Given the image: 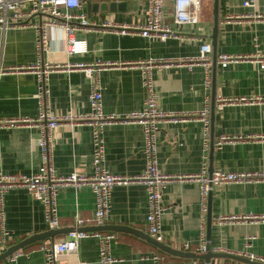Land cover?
<instances>
[{
  "label": "crops",
  "instance_id": "obj_1",
  "mask_svg": "<svg viewBox=\"0 0 264 264\" xmlns=\"http://www.w3.org/2000/svg\"><path fill=\"white\" fill-rule=\"evenodd\" d=\"M85 3H125L124 11L90 14V22L111 18L116 24H130L143 19L142 0H82ZM165 23L175 33L165 41L142 38L136 33L117 35L101 31H78L87 52L81 56L65 54V37L57 29L46 28L47 48L42 54L50 64L89 63L101 60L117 64L98 74L101 109L104 115L122 116L141 108L145 93L140 84V72L129 66L148 59L177 60L197 56L198 46L210 42L211 0H202L198 22L193 26L176 27L166 8ZM217 55L245 58L224 68L216 65L214 94L216 108L213 118V143L220 137L238 138L264 136V69L254 58L264 55V0H254L251 7H243L242 0H218ZM34 61V32L28 27L0 30V67L19 68ZM127 64V66H123ZM203 68L194 64L167 66L151 71L153 89L160 112L172 114L177 120L159 125L156 135V166L164 175L187 176L196 174L208 159V138L203 144L202 122L199 112L206 103L208 91L202 86ZM49 109L54 114L84 116L89 112L87 96L89 81L80 71L50 74L48 79ZM35 81L28 72L11 71L0 77V119L6 121L33 120L36 106L33 99ZM208 97V100H207ZM239 98L258 102L229 103L222 100ZM221 102V104H219ZM38 130L33 125L15 124L0 129V172L3 174L36 173L40 166L35 142ZM105 149L104 167L108 173L122 177L137 176L144 167L141 153L142 133L138 124L115 122L103 128ZM52 168L54 175L76 173L89 176L91 140L90 129L84 123L60 124L52 131ZM213 147L212 172H253L264 169V141L241 140ZM160 216L162 244L173 250L194 253L200 231L198 188L195 183H170L161 192ZM93 196L88 188L59 189L56 196L58 230L52 239H44L19 249L22 256L0 264H41L38 251L43 242H59L75 218L83 221L81 228H92ZM5 228L11 232L6 249L29 236L47 232L41 205L23 189H13L3 197ZM211 218L246 213H264V183L223 184L212 190L209 205ZM146 198L143 187L137 184L114 186L110 194V213L103 226H120L141 232L148 237L145 225ZM205 218V216H204ZM111 232L115 239L110 244L114 264H149L141 256L152 253L163 255V264H203L201 260L171 256L157 250L145 238L131 233ZM246 237H252L245 241ZM188 243L183 250L181 245ZM209 245L212 252L232 254L241 258H213L209 264H248L237 254L245 252L264 258V229L258 224L215 225L211 223ZM60 264H97V242L81 239L76 251L61 255ZM257 263V262H256ZM260 264V263H259Z\"/></svg>",
  "mask_w": 264,
  "mask_h": 264
},
{
  "label": "built area",
  "instance_id": "obj_2",
  "mask_svg": "<svg viewBox=\"0 0 264 264\" xmlns=\"http://www.w3.org/2000/svg\"><path fill=\"white\" fill-rule=\"evenodd\" d=\"M138 2L139 0H132ZM144 4L143 19L134 20L130 24H116L113 19L106 18L99 22L88 21L81 11L82 0H0V30L10 27H28L34 32V61L25 67L4 68L0 67V77L11 71L28 72L35 81L33 99L36 106V117L33 120L6 121L0 119V129L15 124L33 125L38 130L35 145L39 152L40 166L36 173L3 174L0 172V254L6 250V245L11 238L4 225L3 197L6 192L13 189H23L31 199L37 201L42 208V216L48 229L55 230L58 226L56 212V196L61 188L73 187L79 189L86 187L93 196V211L91 221L94 227L103 226L110 213V194L114 186L137 184L143 187L146 198L145 225L147 235L156 243H162L163 234L160 225V216L164 211L161 205V192L170 183L192 182L197 185L200 210V231L195 244V252L203 253L205 249L206 231H211V223L215 225L258 224L264 229V213L243 215H225L211 218L209 213L212 190L223 184H255L264 183V169L253 172H226L213 171L207 176L206 160L203 157L199 171L194 175L172 176L164 175L157 170L156 160V135L159 125L178 117L160 112L157 108V97L153 89L151 71L171 65L190 68L198 64L203 68L204 77L202 86L208 91L210 86V46L202 42L198 46L197 56L194 58L177 60H152L131 64L140 72V84L145 96L141 108L122 116L104 115L101 109V94L98 87V74L109 68L118 67L117 64L94 60L89 63H64L50 64L43 60L42 54L47 48L46 28L60 30L65 37V54L67 56H81L87 52L83 39L75 37L78 31H101L117 35L136 33L142 38L165 41L174 37L175 33L165 23L166 8L169 7V16L174 26H193L198 22L202 0H142ZM254 0H242L243 7H251ZM245 58L237 56L217 55L216 65L224 68L227 64L235 63ZM260 70L264 69V55L253 59ZM123 66H127L124 64ZM56 71H80L89 81L87 102L89 112L84 116H71L69 114H54L49 109L48 79ZM208 100V97H207ZM216 101V98H215ZM229 103L253 104L257 100L239 98L235 100H222ZM199 112L202 126L204 147L208 136V103ZM221 104V102H219ZM216 108V102H215ZM115 122H133L140 126L142 133L141 153L144 158L142 171L133 177H122L108 173L104 167L105 149L102 138L103 128ZM84 123L90 129L92 173L83 176L70 173L67 176L54 175L52 168V131L60 124ZM264 141V136L257 138H229L220 137L214 143L218 149L223 143L241 140ZM205 216V218H204ZM83 221L74 220V229L81 228ZM93 238L97 242V264H114L117 260L110 254V244L115 239L111 232H68L59 242H43L38 251L42 255L41 264H60L59 257L76 251L81 239ZM252 237H246L250 241ZM183 250L189 248L188 243L181 245ZM23 254L17 250L5 258L13 261ZM238 256L249 261L264 264V258L241 252ZM140 260L149 264H163L164 257L160 253L141 256ZM195 264V261H192Z\"/></svg>",
  "mask_w": 264,
  "mask_h": 264
},
{
  "label": "water",
  "instance_id": "obj_3",
  "mask_svg": "<svg viewBox=\"0 0 264 264\" xmlns=\"http://www.w3.org/2000/svg\"><path fill=\"white\" fill-rule=\"evenodd\" d=\"M125 3H106V2H100V3H92L89 2L85 3V12L86 16L90 17V14H104V13H113L115 11H124ZM210 20H211V33L209 36L210 42V94H209V110H208V159H207V176L210 177L212 173V153H213V118H214V110H215V94H214V86H215V74H216V57H217V51H216V35H217V26H218V0H211V13H210ZM71 231H77V232H89V231H113V232H125V233H131L135 236L145 238L152 246H154L157 250L176 257L181 258H191V259H198L203 262V264H209L210 260L213 258H234L237 260H241V258L234 256L232 254H225V253H215L212 252V249L209 245V234L210 231L207 229L206 231V240L207 243L205 244V249L203 253L200 254H194V253H185L177 250H173L167 246H164L162 243H156L149 237L145 236L141 232H138L136 230H132L130 228L126 227H120V226H101V227H92V228H78V229H69L68 232ZM58 230H51L49 229L47 232L29 236L25 240L21 241L18 244H15L14 246H11L7 248L4 252L0 254V261L5 259L7 256L12 254L13 252L23 248L25 245L36 242V241H43L46 238H49L50 240L52 237L57 234ZM67 232V233H68ZM248 264H259L256 262H252L249 260H245Z\"/></svg>",
  "mask_w": 264,
  "mask_h": 264
}]
</instances>
